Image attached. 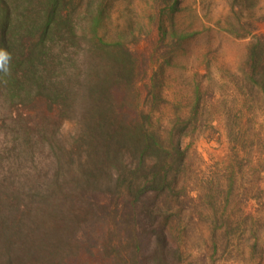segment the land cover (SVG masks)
Returning a JSON list of instances; mask_svg holds the SVG:
<instances>
[{
    "label": "trees",
    "instance_id": "16d2710c",
    "mask_svg": "<svg viewBox=\"0 0 264 264\" xmlns=\"http://www.w3.org/2000/svg\"><path fill=\"white\" fill-rule=\"evenodd\" d=\"M80 1L0 0L1 94L30 111L0 165V264H181L158 218L183 162L181 136L173 140L171 127L167 145L153 129L125 44L93 26L79 35ZM94 1L83 3L93 22ZM163 2L171 20L181 2ZM246 62L264 98V34ZM65 120L76 121L70 141Z\"/></svg>",
    "mask_w": 264,
    "mask_h": 264
},
{
    "label": "rangeland",
    "instance_id": "374dc122",
    "mask_svg": "<svg viewBox=\"0 0 264 264\" xmlns=\"http://www.w3.org/2000/svg\"><path fill=\"white\" fill-rule=\"evenodd\" d=\"M80 2L72 14L79 35L93 26L104 40L125 44L153 129L167 145L171 127L173 140L181 136L183 162L158 215L181 264H264V98L247 79L246 62L249 45L264 34V0H180L171 20L163 0H95V22L83 14L87 0ZM1 93L4 169L12 130L23 134L30 111ZM75 128L65 120L62 139L70 141Z\"/></svg>",
    "mask_w": 264,
    "mask_h": 264
},
{
    "label": "clouds",
    "instance_id": "9594fccd",
    "mask_svg": "<svg viewBox=\"0 0 264 264\" xmlns=\"http://www.w3.org/2000/svg\"><path fill=\"white\" fill-rule=\"evenodd\" d=\"M8 59L7 54L0 50V69H4V63Z\"/></svg>",
    "mask_w": 264,
    "mask_h": 264
}]
</instances>
